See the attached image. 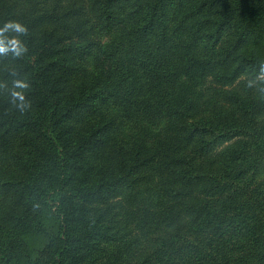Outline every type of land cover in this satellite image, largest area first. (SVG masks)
Returning <instances> with one entry per match:
<instances>
[{
	"label": "trees",
	"instance_id": "obj_1",
	"mask_svg": "<svg viewBox=\"0 0 264 264\" xmlns=\"http://www.w3.org/2000/svg\"><path fill=\"white\" fill-rule=\"evenodd\" d=\"M9 20L0 264H264V0H0Z\"/></svg>",
	"mask_w": 264,
	"mask_h": 264
},
{
	"label": "clouds",
	"instance_id": "obj_2",
	"mask_svg": "<svg viewBox=\"0 0 264 264\" xmlns=\"http://www.w3.org/2000/svg\"><path fill=\"white\" fill-rule=\"evenodd\" d=\"M4 32H10L11 35L7 43H5L2 36H0V56L7 55L9 52H11L12 56L15 58L23 56L28 49L26 44L21 41L20 37L28 35L27 27L17 20H9L4 23L3 27H0V34ZM260 62L264 63V59L260 60ZM262 77H264V73H262ZM29 87V83L24 79H15L13 81V87L10 92L12 98L11 103L21 112H24L31 106L30 101H27L25 96L26 90H28ZM260 91L264 92V88Z\"/></svg>",
	"mask_w": 264,
	"mask_h": 264
},
{
	"label": "rangeland",
	"instance_id": "obj_3",
	"mask_svg": "<svg viewBox=\"0 0 264 264\" xmlns=\"http://www.w3.org/2000/svg\"><path fill=\"white\" fill-rule=\"evenodd\" d=\"M43 224L46 230L32 231L26 234L28 254L30 257H34L36 255L37 250L47 241L49 233L57 230V220L48 210H45L43 213Z\"/></svg>",
	"mask_w": 264,
	"mask_h": 264
}]
</instances>
